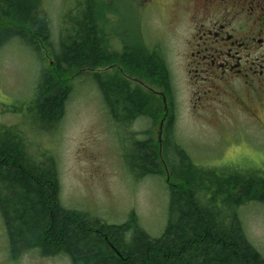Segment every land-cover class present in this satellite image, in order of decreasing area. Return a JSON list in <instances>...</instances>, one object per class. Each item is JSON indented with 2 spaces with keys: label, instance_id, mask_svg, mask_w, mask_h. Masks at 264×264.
Listing matches in <instances>:
<instances>
[{
  "label": "trees",
  "instance_id": "1",
  "mask_svg": "<svg viewBox=\"0 0 264 264\" xmlns=\"http://www.w3.org/2000/svg\"><path fill=\"white\" fill-rule=\"evenodd\" d=\"M84 5L57 52L44 0H0V47L17 40L37 58L54 60L39 71L30 100L37 128L51 133L62 122L72 93L67 77L82 68L94 71L114 122L127 126L146 117L160 124L172 95L162 50L124 38L121 50H111L94 26L98 15L104 20L102 10L89 0ZM113 65L119 68L101 72ZM174 115L161 124V139L135 141L137 155L128 164L138 179L160 176L169 188L168 221L159 238L148 235L134 213L124 224L110 225L65 208L55 157L43 151L36 159L22 140L15 145L1 137L0 216L10 258L39 250L72 264H264L239 217L242 207L264 205V170L196 165L175 139Z\"/></svg>",
  "mask_w": 264,
  "mask_h": 264
},
{
  "label": "rangeland",
  "instance_id": "2",
  "mask_svg": "<svg viewBox=\"0 0 264 264\" xmlns=\"http://www.w3.org/2000/svg\"><path fill=\"white\" fill-rule=\"evenodd\" d=\"M86 1L44 0L55 51H60V43L78 24L77 11L85 9ZM89 1L104 14V20L95 17L94 26L98 36L109 35L111 50H121V38L162 50L172 80L171 99L165 105L169 110H163L168 115L174 112L175 139L196 165L264 170V98L248 111L230 97L210 99L205 95L207 88L195 85V74H189L186 66L190 24L184 29L185 22H179L175 0ZM53 61L52 56L46 61L37 58L17 40L0 47V138L15 145L22 140L36 159L43 151L55 157L65 208L110 225L124 224L134 213L145 232L159 238L168 221L169 188L160 176L138 179V172L131 174L128 164L137 155L135 141L161 139V124L166 125V119L156 125L146 117L127 126L114 122L103 104L94 71L82 68L66 76L72 93L64 119L53 132L40 131L29 113L30 100L39 71ZM118 68L113 65L101 72ZM235 86L243 90L242 85ZM239 217L249 242L264 257V205L242 207ZM7 239L0 216V264H72L63 255L45 256L39 250L12 260Z\"/></svg>",
  "mask_w": 264,
  "mask_h": 264
},
{
  "label": "flooded vegetation",
  "instance_id": "3",
  "mask_svg": "<svg viewBox=\"0 0 264 264\" xmlns=\"http://www.w3.org/2000/svg\"><path fill=\"white\" fill-rule=\"evenodd\" d=\"M175 1L179 22L190 24L186 66L195 85L207 88L210 99L230 97L251 110L264 98V0ZM105 41L112 43L109 35Z\"/></svg>",
  "mask_w": 264,
  "mask_h": 264
}]
</instances>
